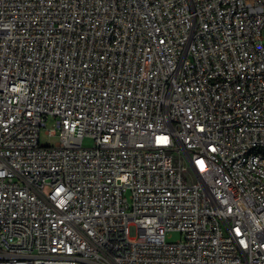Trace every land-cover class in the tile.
Masks as SVG:
<instances>
[{
  "label": "built area",
  "instance_id": "1",
  "mask_svg": "<svg viewBox=\"0 0 264 264\" xmlns=\"http://www.w3.org/2000/svg\"><path fill=\"white\" fill-rule=\"evenodd\" d=\"M0 264H264V0H0Z\"/></svg>",
  "mask_w": 264,
  "mask_h": 264
},
{
  "label": "rangeland",
  "instance_id": "2",
  "mask_svg": "<svg viewBox=\"0 0 264 264\" xmlns=\"http://www.w3.org/2000/svg\"><path fill=\"white\" fill-rule=\"evenodd\" d=\"M54 129H55V119H50L46 124V129L42 130V133H41L42 143H44L47 146H51V147L56 145V143L58 142V138L57 137H49L48 135H46V131H53ZM84 145L91 146V145H93V141L90 139H86L84 141ZM179 238H180L179 233H172V234H169V236H168L169 241H176Z\"/></svg>",
  "mask_w": 264,
  "mask_h": 264
}]
</instances>
